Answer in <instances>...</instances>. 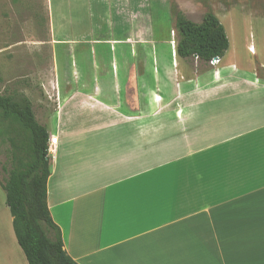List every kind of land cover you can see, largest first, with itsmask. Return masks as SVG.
<instances>
[{
    "label": "crops",
    "instance_id": "crops-1",
    "mask_svg": "<svg viewBox=\"0 0 264 264\" xmlns=\"http://www.w3.org/2000/svg\"><path fill=\"white\" fill-rule=\"evenodd\" d=\"M152 1L74 0L69 11L84 18L68 19L71 35L48 36L57 109L35 117L48 149L58 138L47 203L64 250L77 264H264V40L259 49L247 37L233 47L224 22L236 0H175L198 25L212 12L229 40L218 65L182 59L173 19L157 29ZM140 18L147 29L135 28ZM105 20L116 34L76 33ZM157 44L170 52L163 57ZM85 45L93 55L123 46L121 66L111 77L95 67L92 76L83 48L84 76L71 81L69 56ZM0 264H29L1 183Z\"/></svg>",
    "mask_w": 264,
    "mask_h": 264
},
{
    "label": "rangeland",
    "instance_id": "rangeland-1",
    "mask_svg": "<svg viewBox=\"0 0 264 264\" xmlns=\"http://www.w3.org/2000/svg\"><path fill=\"white\" fill-rule=\"evenodd\" d=\"M74 0H54L55 9L57 6L63 8V17L58 18L56 11L54 19L55 26L52 25V13L49 0H0V96L12 98L15 102H29L34 108V113L42 122L47 114H52L57 105V83L58 80L53 77V53L52 43L48 41V36L54 30H60L64 36L71 35L72 29L69 26L68 19L77 17V21L84 17L72 14L69 11L70 5ZM77 6L85 3V0H75ZM196 4H202L207 7L208 0H191ZM237 5L230 15L232 20H227L224 24L227 27L233 47H242L244 37L254 39L256 48L259 49L261 40H264V32L261 34L259 26L264 28V0H236ZM175 0H153L151 3L154 8L156 28L164 26L165 21L171 16L172 26L175 27L176 5ZM240 4V5H239ZM257 5L259 9H254ZM60 9V8H59ZM58 9V11H59ZM260 12V16H255V11ZM80 11V10H79ZM85 11V9H84ZM170 15V16H169ZM147 16H145L146 18ZM140 18L138 27L147 29V19ZM57 21H64L63 27H59ZM232 21V24L229 22ZM107 25L92 27L91 31H85L84 27H77L76 33L83 36L85 32L94 33L99 36L108 37L116 34L114 26L110 25L109 20H105ZM143 22V24H142ZM229 24V25H228ZM232 25V26H230ZM175 47L179 42L177 30L174 32ZM147 45L137 43L135 45ZM123 46H116L117 51L112 52L108 46L96 47V50H102L101 53L93 55L91 46H78L74 56H69V77L71 81H78L84 75V63L80 58V49L84 48L87 55V66L94 76L95 67L106 68L110 72V77L115 73L117 67L121 66L119 60V51ZM143 47V46H141ZM155 50L164 57L170 52L169 45L157 44ZM104 49V50H103ZM140 49V48H139ZM163 52H166L165 54ZM101 54V55H100ZM102 56V57H101ZM130 57V56H129ZM131 57L128 59L130 60ZM73 60V61H72ZM141 56L138 47L135 46V66L137 70L141 65ZM86 66V65H85ZM152 66V64L150 65ZM122 76V71L119 69ZM9 144L0 142V183L3 185L8 178L9 169Z\"/></svg>",
    "mask_w": 264,
    "mask_h": 264
},
{
    "label": "trees",
    "instance_id": "trees-1",
    "mask_svg": "<svg viewBox=\"0 0 264 264\" xmlns=\"http://www.w3.org/2000/svg\"><path fill=\"white\" fill-rule=\"evenodd\" d=\"M175 27L177 55L182 59L197 56L207 64L223 58L229 50L225 28L212 12L199 25L178 12ZM48 138L29 102L0 96V142L9 144V169H4L8 178L3 189L18 244L29 264H77L64 250L61 230L48 209Z\"/></svg>",
    "mask_w": 264,
    "mask_h": 264
},
{
    "label": "built area",
    "instance_id": "built-area-1",
    "mask_svg": "<svg viewBox=\"0 0 264 264\" xmlns=\"http://www.w3.org/2000/svg\"><path fill=\"white\" fill-rule=\"evenodd\" d=\"M195 60H199V58L195 56ZM219 63H220V60L216 58L210 62V65L214 66V65H218ZM50 141H51V144L48 149V156H51L54 153L55 147L58 144V138H51Z\"/></svg>",
    "mask_w": 264,
    "mask_h": 264
}]
</instances>
